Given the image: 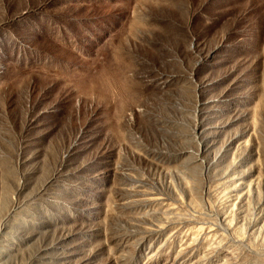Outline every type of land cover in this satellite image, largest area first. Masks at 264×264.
Here are the masks:
<instances>
[{
  "label": "rangeland",
  "instance_id": "374dc122",
  "mask_svg": "<svg viewBox=\"0 0 264 264\" xmlns=\"http://www.w3.org/2000/svg\"><path fill=\"white\" fill-rule=\"evenodd\" d=\"M262 247L264 0H0V264Z\"/></svg>",
  "mask_w": 264,
  "mask_h": 264
},
{
  "label": "bare ground",
  "instance_id": "6f19581e",
  "mask_svg": "<svg viewBox=\"0 0 264 264\" xmlns=\"http://www.w3.org/2000/svg\"><path fill=\"white\" fill-rule=\"evenodd\" d=\"M250 252L248 251V254H251V258H250L251 259V263L250 264H264V262L260 259L261 255L264 254V248L263 247L260 248L258 251L254 250V249H251ZM252 255L254 257H252ZM247 263H249V262H247Z\"/></svg>",
  "mask_w": 264,
  "mask_h": 264
}]
</instances>
